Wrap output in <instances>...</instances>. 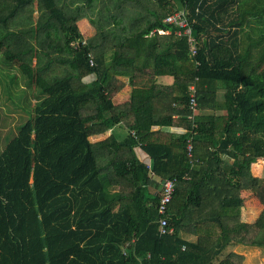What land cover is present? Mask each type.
I'll return each instance as SVG.
<instances>
[{
  "label": "trees",
  "instance_id": "trees-1",
  "mask_svg": "<svg viewBox=\"0 0 264 264\" xmlns=\"http://www.w3.org/2000/svg\"><path fill=\"white\" fill-rule=\"evenodd\" d=\"M180 9L194 55L163 22ZM0 57L36 94L0 150V264H242L218 256L264 246V207L247 222L240 205L242 190L264 205L251 171L264 159V0H0ZM116 124L126 134L91 139ZM168 178L173 231L160 234Z\"/></svg>",
  "mask_w": 264,
  "mask_h": 264
},
{
  "label": "rangeland",
  "instance_id": "rangeland-1",
  "mask_svg": "<svg viewBox=\"0 0 264 264\" xmlns=\"http://www.w3.org/2000/svg\"><path fill=\"white\" fill-rule=\"evenodd\" d=\"M83 37L91 32L87 31L85 20L79 21ZM92 29V27L89 26ZM36 100L35 90L21 75L13 69L11 64L0 57V150L4 144L15 134L17 127L26 119L32 118ZM257 167L251 166L255 176L264 178V159H259ZM264 205L248 190L241 191V219L253 222L262 211ZM229 251H236L243 256L242 264H262L264 262V246L235 245L228 246L219 254L224 257Z\"/></svg>",
  "mask_w": 264,
  "mask_h": 264
},
{
  "label": "built area",
  "instance_id": "built-area-1",
  "mask_svg": "<svg viewBox=\"0 0 264 264\" xmlns=\"http://www.w3.org/2000/svg\"><path fill=\"white\" fill-rule=\"evenodd\" d=\"M163 22L168 24L170 27L174 28V31L177 35H184L187 37V41L189 43V50L190 55H194L196 53V41L195 37L192 34V27L191 23L188 20L187 12L184 9L176 10L167 16L164 17ZM158 33H169V29H158ZM90 63L92 64V59L90 57ZM191 98L190 103L192 105H195V98L193 97V91L194 88L191 85ZM194 112H196V109H194ZM191 142L188 141L187 144V152L190 154L191 150ZM175 178H168L164 179L161 189H160V199L157 206L159 219H158V231L160 234H166L173 231V228L169 226L168 224V218H167V208L168 204L170 203L174 188H175Z\"/></svg>",
  "mask_w": 264,
  "mask_h": 264
},
{
  "label": "crops",
  "instance_id": "crops-1",
  "mask_svg": "<svg viewBox=\"0 0 264 264\" xmlns=\"http://www.w3.org/2000/svg\"><path fill=\"white\" fill-rule=\"evenodd\" d=\"M88 25L87 27V31L93 33V28H89V23L86 22ZM91 27V26H90ZM79 30H80V26H79ZM91 30V31H90ZM118 78H120L121 80H123L125 82V85L120 89V91L114 96L113 100L116 104H120L123 103L125 101L128 100L129 98V91H130V86L127 83V78L123 75H118ZM156 82L159 83H164V84H171L172 83V77L169 75H162V76H157L156 77ZM213 110L211 109H202V110H196V114H209L212 113ZM225 110H222V113H224ZM152 129H163V130H169L175 133H182L185 131V129L181 126H177V125H173V126H153ZM111 132H114L116 135L118 136H123L124 134H126V128L123 127L121 124H116L114 125L112 128H110L109 130L105 131L104 133H100L97 135H93L91 137L92 140H99V139H103L105 137H107ZM203 140H208V137L202 138ZM135 151L137 153V156L139 157L140 160H142L143 162H145L147 165H151V159L150 157L144 152L142 151L139 147L135 148ZM240 199H241V191H240ZM240 205H241V201H240ZM191 236V235H190ZM224 251V250H223ZM222 253V252H221Z\"/></svg>",
  "mask_w": 264,
  "mask_h": 264
},
{
  "label": "water",
  "instance_id": "water-1",
  "mask_svg": "<svg viewBox=\"0 0 264 264\" xmlns=\"http://www.w3.org/2000/svg\"><path fill=\"white\" fill-rule=\"evenodd\" d=\"M163 179L160 181V184H159V190H160V188H161V185H162V183H163Z\"/></svg>",
  "mask_w": 264,
  "mask_h": 264
}]
</instances>
